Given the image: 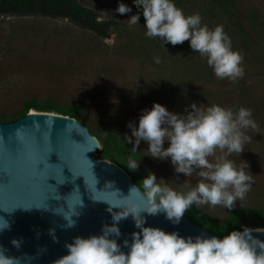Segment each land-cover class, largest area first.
I'll return each instance as SVG.
<instances>
[{"label":"rangeland","instance_id":"1","mask_svg":"<svg viewBox=\"0 0 264 264\" xmlns=\"http://www.w3.org/2000/svg\"><path fill=\"white\" fill-rule=\"evenodd\" d=\"M78 2L96 11L100 20H115L119 25L103 39L66 18L0 17V112H18L31 98H49L66 106L82 102L87 120L112 117L111 124L125 137L131 135L128 124L138 125L143 111L150 110L154 103L182 115L191 110L192 103L200 107L217 104L234 111L245 107L252 110L258 127L246 130L251 142L240 156L233 154L229 159L238 167L245 161L253 183L245 199L237 201L233 209L264 199V31L246 24L245 35L232 20L206 3L187 5L183 11L185 16L199 13L202 24L210 29L223 25L232 49L243 55V78L256 97L252 102L241 98L235 82L218 79L206 58L193 52L189 41L173 46L147 37L142 7L138 9L134 0ZM120 3L132 11L119 14L116 9ZM248 5L258 10L264 21V0H251ZM136 14L139 23L129 26L127 19ZM151 42L147 59L131 53L133 46ZM157 57L160 63L155 62ZM139 146L148 147L143 141ZM164 147H168L167 142ZM138 169L146 175L154 173L177 191L187 190L180 187L186 179L191 187L200 179L175 173L170 159L151 157L150 162H139ZM207 206L220 219L229 212L223 206Z\"/></svg>","mask_w":264,"mask_h":264},{"label":"clouds","instance_id":"2","mask_svg":"<svg viewBox=\"0 0 264 264\" xmlns=\"http://www.w3.org/2000/svg\"><path fill=\"white\" fill-rule=\"evenodd\" d=\"M134 3L138 9L142 7L147 37L158 38L163 44L173 46L189 41L193 52L206 58L218 79L235 82L243 78V55L232 49V41L223 25L210 29L202 24L199 13L185 16L173 0H134ZM131 11L124 3L116 9L121 15ZM139 19V14L132 15L127 19L129 26L139 23ZM155 62L160 63V59L155 58ZM189 107L191 110L182 115L154 103L150 110L143 111L138 125L128 124L131 135H125L124 140L133 144V152L143 141L148 145V156L158 160L170 159L177 174L187 178L198 176L200 179L195 187H191L186 179L180 187L187 190L177 191L164 179L158 180L154 173L149 172L141 181L145 206L106 202L113 223L104 224L100 235L76 236L71 243L66 242L67 254L52 264H264V240L253 236V232H264L261 228L244 227L243 231L233 230L220 239L202 235L185 238L178 232L167 233L157 227L145 226V213L151 216L163 213L171 223L179 224L193 205L223 206L231 210L251 190L253 175L247 171V163L244 161L238 167L229 157L233 154L240 156L244 146L251 142L252 137L246 130L258 127L252 119V110L241 107L234 111L217 104L200 107L196 103ZM166 142L168 147L165 148ZM138 167V160L129 158L128 169L135 171ZM105 185L114 188L111 181ZM135 188L131 187L129 193ZM115 191L120 193L119 189ZM114 207L123 210L114 212ZM78 215V212L71 216L62 215L66 221L62 227L74 228L76 220L73 216ZM129 216L140 231L131 234V243L123 241V247L129 248L125 253L116 238L121 235L119 222ZM10 228L8 221L0 225V231ZM49 234L54 242H59L54 228L49 229ZM22 243V238L11 241L17 249ZM7 251L0 245V264H18L17 258L7 255Z\"/></svg>","mask_w":264,"mask_h":264},{"label":"water","instance_id":"3","mask_svg":"<svg viewBox=\"0 0 264 264\" xmlns=\"http://www.w3.org/2000/svg\"><path fill=\"white\" fill-rule=\"evenodd\" d=\"M99 149L100 143L89 129L69 116L30 110L15 121L0 122V225L5 221L11 225L10 230L0 231V245L18 264H52L67 254L64 245L74 237L102 234V226L113 223L106 202L145 206L143 193L130 176L116 164L96 157ZM109 181L114 188L105 185ZM133 186L135 190L129 193ZM122 210L113 208L114 212ZM74 212L79 213L73 216L76 226L64 229L62 215ZM144 215L146 227L178 232L185 238L216 236L185 217L173 224L163 213ZM118 227L117 242L127 253L123 241L131 243V234L140 230L131 216ZM53 228L59 242L49 234ZM253 236L264 240V232H253ZM14 238L23 240L19 249L11 244Z\"/></svg>","mask_w":264,"mask_h":264},{"label":"trees","instance_id":"4","mask_svg":"<svg viewBox=\"0 0 264 264\" xmlns=\"http://www.w3.org/2000/svg\"><path fill=\"white\" fill-rule=\"evenodd\" d=\"M173 2L183 11L187 5L206 3L217 10L222 17L232 20L233 25L237 26L245 35H248L244 28L246 24H249L253 30L264 31V21L259 17V11L248 5L251 0H173ZM4 16L66 18L77 26L92 30L103 39L107 38L109 33L119 25L115 20H100L96 11L82 6L78 0H0V17ZM157 40L159 39L157 38ZM152 46V42L151 45L143 43L140 47L133 46L131 53L142 59H147L149 53L147 47ZM235 84L238 92H241L242 99L252 102L256 100L244 78H238ZM83 109L84 104L82 102H72L66 106L49 98L42 101L31 98L23 103V107L18 112L12 114L0 112V122L15 121L25 116L30 110L56 113L74 118L83 123L99 141L101 149L96 152L98 159H106L119 166L144 193L141 181L147 175L139 169L130 171L128 160L132 158L138 162H150L151 156H148L150 154L142 146L133 152V144L125 141L121 132L117 131L114 124H111L112 117L99 116L93 122L87 120ZM183 217L219 237H223L233 230L243 231L244 227L264 228V199H259L253 206L247 205L231 209L224 219L213 215L207 205L201 207L193 205Z\"/></svg>","mask_w":264,"mask_h":264}]
</instances>
